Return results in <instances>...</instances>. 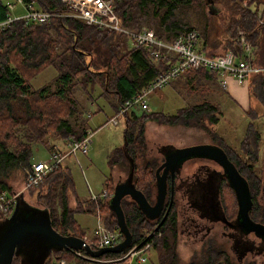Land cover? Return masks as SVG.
I'll return each mask as SVG.
<instances>
[{"label":"trees","instance_id":"trees-1","mask_svg":"<svg viewBox=\"0 0 264 264\" xmlns=\"http://www.w3.org/2000/svg\"><path fill=\"white\" fill-rule=\"evenodd\" d=\"M22 1L63 15H56L45 23L15 21L0 32V192L6 190L9 193L10 181L20 173L24 174L26 168L30 166L35 144L41 143L52 152L62 148L57 146L56 141L52 142L51 137L69 141L82 139L88 134V121L82 119L83 104L81 105L76 95L78 88L86 91L90 83L102 85L106 92L114 93L117 108L167 66L166 61L162 59L155 61L144 47L128 48L123 34L90 26L78 18L65 15L68 14V9L62 0ZM244 1L228 0L224 5L230 12L228 29L235 38L230 39L227 50H233L239 57L242 55V45L238 39L239 33L242 32L252 44L255 59L264 62V25L258 22L256 12L250 7L260 0H247L248 5H245ZM196 2L197 0H114L115 10L124 26L151 28L166 40H172L180 33L195 28L184 17V10L186 6ZM8 12L5 1L0 0V21L6 18ZM49 65L57 70L55 86L46 83L39 88H33L30 80ZM216 74L215 71L200 69L198 72L187 71L182 76L188 77V84L191 85L195 77L197 79L202 75L208 79ZM253 83L250 90L255 91L257 97L264 103V75L253 76ZM216 111L217 106L208 100L188 104L174 114L149 109L142 110L141 114L136 110L129 111L122 118L125 122L126 150L134 166L132 181L146 198L154 203L155 170L164 159L163 151L171 145L161 147V159L149 152L145 136L148 121L171 126L195 127L203 130L213 143L224 148L247 178L254 198L250 214L253 219H259L260 211L264 207L257 201L256 194L261 189L264 175L262 177L253 163L244 161L241 154L213 131L210 124L213 126L217 123ZM259 141L260 134L254 130L250 122L241 145L246 158L250 161L258 159ZM190 160L206 164L215 163L210 159L198 157L188 159L186 162ZM108 162L114 169L124 171L125 177L128 175L130 162L123 145L113 149L108 156ZM112 180L113 177L107 180V196L83 201L77 197L69 169L59 164L40 184L41 186L39 185L40 207L48 211L52 225L62 234L72 233L80 237L86 235L74 218L76 211L98 213L103 225L107 228H117L116 215L109 205L115 186ZM170 186L171 182L168 179L166 204L170 198ZM180 186L179 183H175L174 200L158 228H156L158 218L147 217L131 197L125 196L122 199V207L134 244L143 242L144 246L154 238L151 248L161 246L163 252L159 254V264H179L176 249L179 213L185 212L182 207L184 195ZM199 190L200 186L197 183L193 184L192 191L199 192L198 196L200 195L202 199L208 195V203L201 202L195 195L185 194L189 200L192 199L191 196L196 200V205L187 200L188 204L200 212L207 209L214 213L218 210V221L224 225L228 220H234L237 202L234 190L226 178L223 181L213 178L208 190H202V194ZM72 198L76 205L71 207ZM15 205L16 202L12 210ZM8 216L9 213L0 209V220ZM121 237L123 238V234ZM218 243L211 241L200 257L193 258L187 264H236L226 249L214 247ZM83 254L84 250H54L46 256L43 264H51L56 259L66 257L75 258L76 264H109L90 260ZM118 255L104 253L101 258ZM11 264H21V257L15 256ZM242 264L252 263L247 261Z\"/></svg>","mask_w":264,"mask_h":264},{"label":"rangeland","instance_id":"rangeland-1","mask_svg":"<svg viewBox=\"0 0 264 264\" xmlns=\"http://www.w3.org/2000/svg\"><path fill=\"white\" fill-rule=\"evenodd\" d=\"M4 1L5 3L7 1L15 3V9L11 12L12 15L19 16L25 14L26 8L21 2L17 0ZM227 1L228 0L222 2L218 0H197L195 4L188 5L184 10V17L192 27H195L201 32L202 39L207 38L209 44L213 42L217 43L218 41H215L217 38L221 39L215 48H210L209 51L211 52L223 53L227 51L230 39L235 40L232 36V32L228 29L230 12L224 6L227 4ZM214 10L216 13H211ZM125 38L128 48L131 47V41L126 36ZM199 70L200 69H196L192 71L198 72ZM199 74H202V72H199ZM56 75V68L49 65L35 75L30 82L32 83L33 88H39L46 83L51 84L52 87H54V79ZM230 80H234L237 83L233 77L228 76V81ZM219 86L220 83L214 78L206 80V77L202 75L197 79L195 77V81L189 85L188 79H186L185 76H181L177 81L173 83L170 82L162 89H158L149 94L148 108L154 112L174 114L179 108L188 104L199 103L203 100L210 101L217 106V111L215 113L217 123L213 126L210 124L213 131L217 132L218 136L222 138L227 145L236 150L237 153L241 154L244 161L253 163L252 165L263 177L264 103L257 97L255 91H252L247 87L248 83L246 84V87L244 86L245 96L247 98L245 105L238 102L236 103V100L234 101L226 91L227 88ZM240 87L242 86L240 85ZM76 95L80 100L81 105L83 104L81 107L83 114L82 119L88 121V132L91 134L92 141L90 142L88 153L83 154L78 152L75 155L66 156L62 161V166L69 169L75 184L77 197L83 201H90L92 192L95 194L101 193L102 190L106 188L108 179L113 177L111 182L114 185L118 182L120 172H114V168L108 162V156L113 149L123 145L125 122L122 117L118 119V124L108 122L115 114L117 100L114 93L106 92L102 85L98 83H90L87 85L86 91L78 88ZM226 95L233 100L229 99ZM135 110L141 114L142 110ZM250 122H252L254 130L260 134L258 159L256 161H250L246 158L241 146ZM145 136L147 138L149 152L160 157V159L162 146L172 145L171 148H173L196 143H213L211 138L201 129L184 127L182 125L171 126L155 121H148L146 123ZM50 140L52 142L56 141L57 146H60L62 150L67 145L68 141L54 139L53 137H51ZM167 150H169V148L163 151V153L165 154ZM50 153L51 152H49L47 147L43 144H35L33 149V160L46 161L50 158ZM201 165L202 162L197 160L186 162L181 167L180 176L191 175L192 172ZM211 166L220 168L216 163L211 164ZM120 176L125 178V172L121 171ZM10 186L9 194H14L15 196L23 194V198L27 203L38 207L41 206L38 197L41 185L39 187L36 186V189L26 188L25 173H20L15 176L10 181ZM256 198L260 205L264 207V190H259L256 194ZM182 203H185V201L183 200ZM74 204L76 205V201L74 202V199L72 198L70 201L71 207L74 206ZM58 210H60L59 206ZM260 214L261 215L258 217L264 218V209L260 211ZM96 215H98V213H90L86 211L74 212V218L89 238L94 236V228L98 224V218H100L99 215L98 217ZM190 216L193 218L196 217H194L190 211L182 212L181 214L179 213V231L176 245L179 264H187L193 258L200 257L201 254L206 251L211 241L219 242L218 245H214V247L226 249L231 259L236 264H242L250 260V256H247L241 261L237 260V257L230 249L231 240L226 235L224 236L221 234L223 229L221 223L217 225L218 227H214L208 233V242H202L200 236L192 237L187 230V226L190 224ZM58 217H60V215ZM101 222L103 223L102 219ZM202 223H204V221ZM82 238H85V236ZM162 253L161 246L158 248L152 247L143 251L140 249L135 251L129 260H125L121 264H126V262L127 264H159V254L161 255ZM142 257L145 258L144 261L141 260ZM112 258L115 257L104 259ZM66 260L68 264H76V260L73 257H66ZM259 262H262V259H259ZM21 264L30 263H23L21 261Z\"/></svg>","mask_w":264,"mask_h":264},{"label":"built area","instance_id":"built-area-1","mask_svg":"<svg viewBox=\"0 0 264 264\" xmlns=\"http://www.w3.org/2000/svg\"><path fill=\"white\" fill-rule=\"evenodd\" d=\"M21 2L26 12L23 15L14 16L11 12L15 9V3L6 2L9 10L6 18L0 21V32L10 26L13 22L23 20L26 23L49 22L52 17L63 15L49 10L37 8L32 3ZM68 9L67 16L75 17L82 20L90 26H96L100 29H110L125 35L132 43L133 47H144L148 50L150 56L156 60L166 61L167 66L157 74L150 82L143 86L137 93L126 98L118 105L115 114L108 122L118 124V119L125 116L129 111L140 109L147 110L148 96L152 92L162 89L170 82L180 78L187 71L196 69H205L215 71L222 76L221 84L226 87L228 85V76L233 77L238 84L246 85L249 83L251 76L264 75V62L255 59L253 47L246 35L239 33V40L242 45V55L239 57L233 50H227L223 53L208 54L201 50V35L196 28H191L180 33L172 40H166L158 36L151 28L142 27L130 28L122 24L121 18L115 10L114 0H62ZM248 1L245 0L244 4ZM251 10L256 12V18L261 25H264V9L250 6ZM91 142V134L82 139H72L67 142L65 148L53 150L50 158L46 161L39 160L32 162L25 170V186L26 188L39 186L45 178L53 172L66 156L75 155L80 152L86 154L89 150ZM107 189L104 188L101 193L92 192L91 199L107 196ZM16 196L9 194L6 190L0 192V209L6 213H12ZM120 229L107 228L101 220L94 230V236L85 239L90 243L92 248L113 245L119 242L122 237ZM154 238L147 242L140 249L147 250L151 248ZM94 245H92V244ZM138 249V250H140ZM134 254V253H133ZM145 260L144 257L141 258ZM51 264H68L64 258L56 259Z\"/></svg>","mask_w":264,"mask_h":264},{"label":"water","instance_id":"water-1","mask_svg":"<svg viewBox=\"0 0 264 264\" xmlns=\"http://www.w3.org/2000/svg\"><path fill=\"white\" fill-rule=\"evenodd\" d=\"M127 141L124 138V152L129 158L130 169L128 175L118 180L109 199L111 210L116 215L117 226L123 238L108 246L92 248L90 243L75 234H62L54 228L47 210L27 203L23 194L16 196V205L10 216L0 220V264H11L15 256H20L23 263L43 264L44 259L54 250H84V257L103 263L121 264L137 251L143 242L134 244L133 235L128 227L122 207V199L131 197L138 204L142 212L151 219L163 216L156 225L158 228L168 213L174 200L175 179L181 171L182 165L191 158H206L217 163L233 188L237 212L235 222L244 233H255L264 238V223L252 218L250 210L253 199L247 178L239 171L224 148L215 143H196L180 147H171L164 154L163 161L155 170L156 195L151 203L132 181L133 161L127 154ZM168 179L171 182L170 198L166 204L168 194ZM104 253H116L119 256L112 259H102Z\"/></svg>","mask_w":264,"mask_h":264},{"label":"flooded vegetation","instance_id":"flooded-vegetation-1","mask_svg":"<svg viewBox=\"0 0 264 264\" xmlns=\"http://www.w3.org/2000/svg\"><path fill=\"white\" fill-rule=\"evenodd\" d=\"M214 168L216 169V167L211 166V164L202 163V165L198 166L197 169H195V171L192 172L191 175L182 177L180 176V173H179V175L175 179V183H179L181 185L180 188L184 195L185 203L182 205V207L185 209V212L190 211V213L193 214L194 217L196 216L195 218H193L192 216L189 217L190 224H188L187 230L189 231V234L192 237L200 236L202 242H208V235H209L208 233L214 227H218L217 225L221 223V221H218L219 212L218 210H215V212L213 213L207 209H205L204 211L202 210L201 212L197 211V209L193 207V205H196L195 204L196 200H194L192 196H191L192 199L189 200L187 196L185 197V194L195 195L196 197H198V199L201 202L203 201L205 203H208V195H205L202 199L200 195L198 196V194H200L199 192L195 193L192 191V187H193V184L197 183L198 186H200L199 191L202 194V190L206 191L209 189L211 179L217 178L223 181L226 178L224 175L223 169L221 167L220 168L217 167V170H214ZM262 180L263 181L261 183V189H260L261 191L264 190V177ZM251 195H252V192H251ZM252 199H253V205H254L253 196H252ZM187 200L191 201L193 205H191L190 203L188 204ZM164 212H165V209L162 212L161 216L158 218V221H160ZM256 220L264 223V218H259ZM203 221L204 223H202ZM222 226H223V229L221 231V234L224 236L226 235L231 240L230 249L233 251V253L237 257V260L241 261V260H244L247 256H250L249 262H251L252 264H264V238L263 237L258 236L253 232L251 233L242 232L240 228L238 227V225L236 224L235 218L234 220H228L227 224L225 225L222 224ZM259 259H262V262H259Z\"/></svg>","mask_w":264,"mask_h":264},{"label":"crops","instance_id":"crops-1","mask_svg":"<svg viewBox=\"0 0 264 264\" xmlns=\"http://www.w3.org/2000/svg\"><path fill=\"white\" fill-rule=\"evenodd\" d=\"M205 1V0H204ZM252 5H254V7H256V8H259V9H262V8H264V1H258V2H256V3H253ZM186 8H187V6H186ZM215 11V10H214ZM214 11L213 12H211V13H214ZM200 35H201V32H200ZM220 38H217L215 41H218L217 43H219L220 42ZM217 43H208L207 42V38L206 39H202V36H201V44H200V48H201V50H203V51H205L206 53H208V54H218L217 52H211V51H209L210 50V48H215L216 47V45H217ZM132 45V44H131ZM132 47V46H131ZM255 76V75H254ZM186 77V76H185ZM216 81H218L219 83H220V86L219 87H222V88H227L226 89V91L229 93V95H230V97H232L233 99H234V101L237 103H240V104H243V105H245L246 104V101H247V98H246V96H245V87H246V85H241V84H238V83H236L234 80H230V81H228V85L226 86V87H224V86H222V84H221V80H222V76L220 75V74H216L214 77H213ZM186 79H188V77H186ZM209 79V78H208ZM208 79H206V80H208ZM178 79H175V80H173L171 83H173V82H175V81H177ZM249 83H248V88L250 89L251 87H252V85L254 84L253 83V76H251V78L249 79V81H248ZM240 85L242 86V87H240ZM245 86V87H244ZM224 94V93H223ZM227 96V95H226ZM235 96V97H234ZM229 99H231L229 96H227ZM233 99H231V100H233ZM116 109L117 108H115V111H116ZM92 141V140H91ZM49 151V150H48ZM89 152V151H88ZM87 152V153H88ZM63 161V160H62ZM61 165H62V162H61ZM120 172L121 173V171L120 170H118V168H116V169H114V172ZM120 173H119V176H118V180H120V179H123V177L122 176H120ZM97 217H98V215H96ZM100 220V218H98V221ZM96 228V227H95ZM95 228H94V230H95ZM85 236H87V235H85Z\"/></svg>","mask_w":264,"mask_h":264},{"label":"bare ground","instance_id":"bare-ground-1","mask_svg":"<svg viewBox=\"0 0 264 264\" xmlns=\"http://www.w3.org/2000/svg\"><path fill=\"white\" fill-rule=\"evenodd\" d=\"M68 13V12H67ZM65 14V13H64ZM104 30V29H103ZM107 30V29H106Z\"/></svg>","mask_w":264,"mask_h":264}]
</instances>
